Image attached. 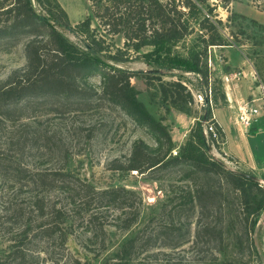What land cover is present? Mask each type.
<instances>
[{
    "label": "trees",
    "instance_id": "1",
    "mask_svg": "<svg viewBox=\"0 0 264 264\" xmlns=\"http://www.w3.org/2000/svg\"><path fill=\"white\" fill-rule=\"evenodd\" d=\"M35 1L42 3V0ZM45 1L50 3V0ZM53 1L65 16L62 25L70 28L64 10L56 0ZM91 1L96 2L98 9L91 10L92 15L77 24L78 28L88 33L85 40L88 48L82 49L63 37L48 18L38 13L32 0H0V10L6 15L5 22L0 25V38L20 35L33 37L25 48V68L11 73L0 82V125L5 121H18L24 115L33 116L37 109L45 108L50 103L67 107L61 111L65 113L88 109L90 104L97 101L107 102L138 128L144 129L156 144L152 147L142 139L133 141L129 156L125 159L114 158L108 164V169L116 172L135 171L138 174L175 169L180 175V184L173 186V197L168 204L169 209L163 213L166 216L162 223L151 230L143 226L126 239L116 252V259L123 260L140 247L143 251L148 250L159 239L163 240L165 247L183 245L190 236L192 217H197L194 229L196 244L202 241L216 242L223 251V224L227 223L234 231L233 246L242 251L244 243L250 244L256 218L264 209V186L254 178L225 168L210 156L207 153L210 146L200 122L191 128L187 141L173 155V142L167 127L136 99L130 82L131 73L112 67L102 59L105 55L115 62L125 61L130 56L129 50L137 53L142 47L152 45L157 57L165 54L169 64L199 73L207 85L209 77L206 69L200 67L199 54L193 53L192 59L191 56L185 59L171 57L170 45L196 30L204 51L208 46L226 45L211 16L217 3L225 5L230 0ZM208 1H215L214 5L208 4ZM92 20L97 22L96 26L101 28L103 34L98 32L97 35L96 30L90 28ZM107 35H120L124 49L112 51L111 44L106 41ZM94 75L101 79L98 90L86 85V80ZM147 77L150 83L153 78L158 80L160 100L166 110L173 107L186 114L190 112L193 95L183 81L174 77L165 80L160 75ZM205 102L208 104L207 98ZM201 119L213 123L218 136H222L223 130L211 118L208 106ZM29 133L26 131L17 138L18 152L23 153L28 145L35 146L37 136L33 133L28 139ZM210 141L216 142L213 139ZM0 175L3 184L14 185L29 180L42 188L57 189L71 198L69 209L39 195L32 197V205L27 208L15 202L11 213L18 220L14 218L13 222H21L23 230L18 244L6 256L14 264H28L23 246L28 241V231L34 229L31 223L37 222L34 236L49 238L62 248L70 233L67 227L74 224L84 227V232L97 238L98 234L105 236V227L110 223L128 230L139 216L138 207L133 205L137 195L124 186L95 188L71 172L32 171L18 160L1 154ZM177 217L183 220H177ZM54 245L50 250L52 252H48L47 260L50 263L87 264L78 258L65 256L60 262L54 256ZM213 261L216 264L237 263L236 260L216 256H213Z\"/></svg>",
    "mask_w": 264,
    "mask_h": 264
},
{
    "label": "rangeland",
    "instance_id": "2",
    "mask_svg": "<svg viewBox=\"0 0 264 264\" xmlns=\"http://www.w3.org/2000/svg\"><path fill=\"white\" fill-rule=\"evenodd\" d=\"M56 1L64 10L70 28L62 25L65 16L53 0L50 3L42 0L41 4L32 0V3L34 9L48 18L63 37L82 49L88 48L85 44L88 33L78 28L77 24L92 15L91 10L98 9L96 2ZM213 2L215 1H208V4L212 6ZM5 19L6 15L0 10V25H3ZM211 19L225 38L226 45L208 46L204 51L196 30L170 45L169 49L171 57L179 56L184 59L190 56L192 59V54L198 53L200 67L206 69L209 77L207 85L199 73L169 64L165 54L157 57L152 45L142 47L137 53L129 50L130 56L125 61L115 62L105 55L102 59L112 67L131 73L130 82L136 99L167 127L173 142V155L185 144L191 128L200 122L210 146L207 153L225 168L254 178L264 186V110L262 108V113L249 126L238 120L239 107L245 103L258 106L262 102L255 100L264 97V0H230L225 5L217 3ZM96 25L97 22L92 20L90 28H94L97 35L98 32L103 34ZM32 39L29 35L0 38V82L6 80L11 73L25 68V48ZM106 41L111 44L112 51L124 49V41L120 35H107ZM147 75H160L165 80L174 77L183 81L193 95L194 102L190 112L186 114L173 107L166 110L160 100L158 80L153 78L150 83ZM86 85L98 90L101 79L94 75L86 80ZM206 98L208 104L205 102ZM206 106L210 109L211 118L220 125L216 115L223 123L220 125L222 136H218L216 142L210 141L209 135L205 134L207 122L201 116L205 114ZM65 109L67 107L50 103L45 108L37 109L33 116L24 115L18 121H5L0 125V154L18 160L32 171L71 172L95 188L124 186L137 195L133 205L138 207L139 216L128 230L110 223L105 227V236L98 234L97 238L84 232V227L74 224L67 227L70 233L62 248L49 238L34 236L37 222L31 223L30 226L34 229L28 231V241L23 246L28 264H52L47 259L53 244L54 256L60 262L65 256L78 258L87 264H216L213 261V256H216L236 260V264H264V209L256 218L250 244L244 243L242 251L233 246L234 231L227 223L223 224V251L216 242L202 241L196 244L194 229L197 217H192L190 236L188 235V241L183 245L169 248L163 246V240L159 239L148 250L143 251L140 247L123 260L116 259V252L126 239L143 226L151 230L162 223L166 216L163 213L169 209L168 204L173 197V186L180 184V175L175 169L148 174L109 170L111 160L129 156L133 141L142 139L155 147L152 137L107 102L97 101L90 104L88 109L61 113ZM26 131L31 132L28 139L34 133L37 141L35 146L28 145L20 153L17 151L16 141ZM222 141L226 142L225 153L220 149ZM24 181L14 185L3 184L0 178V264H14L6 256L18 244L23 230L21 222H13L15 217L11 209L15 202L27 208L32 205V197L39 195L64 208L69 209L71 206L69 195L57 189L39 187L29 180ZM177 220L183 219L177 217ZM102 239L104 243L101 244Z\"/></svg>",
    "mask_w": 264,
    "mask_h": 264
},
{
    "label": "built area",
    "instance_id": "3",
    "mask_svg": "<svg viewBox=\"0 0 264 264\" xmlns=\"http://www.w3.org/2000/svg\"><path fill=\"white\" fill-rule=\"evenodd\" d=\"M259 100L262 102V104H259L258 106H252L248 103H245L243 106L239 107L240 112L238 113V120L245 126L251 125L252 120L262 113V108L264 110V97H259L255 101ZM205 134L209 135V138L215 141L218 139V133L216 132L214 124L211 122L207 123L205 126Z\"/></svg>",
    "mask_w": 264,
    "mask_h": 264
},
{
    "label": "crops",
    "instance_id": "4",
    "mask_svg": "<svg viewBox=\"0 0 264 264\" xmlns=\"http://www.w3.org/2000/svg\"><path fill=\"white\" fill-rule=\"evenodd\" d=\"M215 117H216L217 121L220 122V125L222 126V124H223L222 121H221L219 118H217L216 115H215ZM221 118H223V117L221 116ZM221 146H222V147H221L220 149L225 153L226 142L222 141V142H221Z\"/></svg>",
    "mask_w": 264,
    "mask_h": 264
},
{
    "label": "bare ground",
    "instance_id": "5",
    "mask_svg": "<svg viewBox=\"0 0 264 264\" xmlns=\"http://www.w3.org/2000/svg\"><path fill=\"white\" fill-rule=\"evenodd\" d=\"M264 182V181H263Z\"/></svg>",
    "mask_w": 264,
    "mask_h": 264
}]
</instances>
